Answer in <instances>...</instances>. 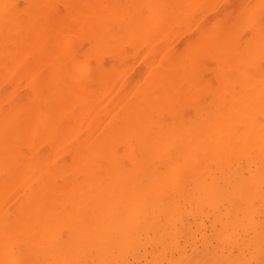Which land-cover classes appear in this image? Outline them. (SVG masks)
<instances>
[{
  "label": "bare ground",
  "instance_id": "1",
  "mask_svg": "<svg viewBox=\"0 0 264 264\" xmlns=\"http://www.w3.org/2000/svg\"><path fill=\"white\" fill-rule=\"evenodd\" d=\"M0 264H264V0H0Z\"/></svg>",
  "mask_w": 264,
  "mask_h": 264
},
{
  "label": "rangeland",
  "instance_id": "2",
  "mask_svg": "<svg viewBox=\"0 0 264 264\" xmlns=\"http://www.w3.org/2000/svg\"><path fill=\"white\" fill-rule=\"evenodd\" d=\"M252 4H253V3H252ZM250 6H251V5H250ZM242 8H243V7H242ZM237 11H239V10H237ZM240 11H242V9H241ZM183 217H184V218H188V215H184ZM184 218H183V220H184L183 222H184V226H185V228H183V234H184V233H185V234H184L183 238H181L180 242H181V245H182V246H183V243H184V246H185V240H186V238H187L186 236H188L189 234H190V236H192V235H193V236H196V242H195V244H192V245H191V248L194 250V248L196 249V247H197L200 251L197 249V251H198V254H197L196 250H195V251H191V249H189L190 247L188 248V251H187L188 254H189L190 256H192L191 258L193 259L194 256L197 257V256L199 255V253H201V252L203 251V250H202V248H203V243H202L203 239H202V237L204 238V233H206V235L209 236V234H210L209 230L211 231L209 225H210V222H211V221L205 220V224H207V225H206V227H207L206 230H208V231H206V230H205V231H204V230H200V231H199L200 228H198V227L196 226V224L193 225V226L191 225L192 227L190 226V224L195 223L194 220H193L192 218L189 217L190 219H188V221H187V219H184ZM189 221H191V222H189ZM185 222H187V223H185ZM194 226H195V227H194ZM188 227L191 228V231L188 230V229H189ZM186 228H187V229H186ZM196 228H197L198 230H196ZM185 229L188 230V232L185 231ZM192 229H193L194 231H193ZM195 230H196V231H199V232H200L199 234H200L201 236H202V233H203V236L201 237L200 235H198V234H197L198 232H196ZM170 231H171V230H169V233H170ZM201 231H202V232H201ZM187 233H188V235H187ZM193 236H192V237H193ZM200 238H201V239H200ZM182 239H183V240L185 239V240L183 241ZM197 239H198V240H197ZM209 239H210V241L212 240L211 237H209L208 240H209ZM182 241H183V242H182ZM210 241H209V242H210ZM187 245H188V244H187ZM199 245H201V246H199ZM195 246H196V247H195ZM200 248H201V249H200ZM192 252H193V253H192ZM195 252H196V253H195ZM191 253H192V254H191ZM193 254H194V255H193ZM195 254H197V255H195ZM17 256H18V254H17ZM17 256H16V257H17ZM196 257H195V258H196ZM15 260H17V258H15Z\"/></svg>",
  "mask_w": 264,
  "mask_h": 264
}]
</instances>
